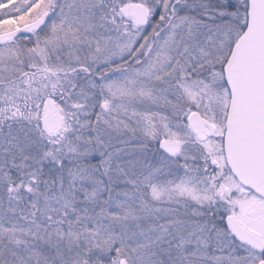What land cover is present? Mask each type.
Returning <instances> with one entry per match:
<instances>
[{
    "label": "snow or ice",
    "instance_id": "6c2138e0",
    "mask_svg": "<svg viewBox=\"0 0 264 264\" xmlns=\"http://www.w3.org/2000/svg\"><path fill=\"white\" fill-rule=\"evenodd\" d=\"M0 264H264V0H0Z\"/></svg>",
    "mask_w": 264,
    "mask_h": 264
}]
</instances>
